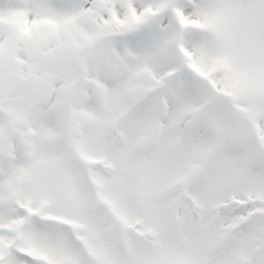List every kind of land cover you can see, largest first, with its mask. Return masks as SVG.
I'll return each mask as SVG.
<instances>
[{"label": "snow or ice", "instance_id": "6c2138e0", "mask_svg": "<svg viewBox=\"0 0 264 264\" xmlns=\"http://www.w3.org/2000/svg\"><path fill=\"white\" fill-rule=\"evenodd\" d=\"M0 264H264V0H0Z\"/></svg>", "mask_w": 264, "mask_h": 264}]
</instances>
